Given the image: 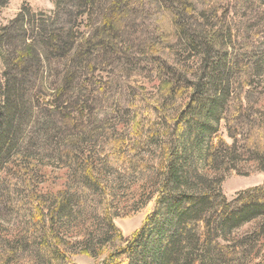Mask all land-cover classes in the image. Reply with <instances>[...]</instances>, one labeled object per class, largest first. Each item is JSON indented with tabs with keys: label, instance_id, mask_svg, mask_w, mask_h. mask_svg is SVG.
Instances as JSON below:
<instances>
[{
	"label": "trees",
	"instance_id": "obj_1",
	"mask_svg": "<svg viewBox=\"0 0 264 264\" xmlns=\"http://www.w3.org/2000/svg\"><path fill=\"white\" fill-rule=\"evenodd\" d=\"M237 1L54 0L52 17L23 5L0 25V174L26 204L18 228L0 224V264H75L73 253L94 264H264V182L231 200L221 189V172L243 162L264 174V51L249 31L258 19L243 14L250 4ZM70 4L82 18L66 29ZM93 11L103 18L88 25ZM58 59L63 84L52 88L45 67ZM115 64L125 83L103 98L99 74ZM34 85L42 99L32 105ZM45 96L46 134L61 132L53 159L70 171L47 192L40 160L20 151ZM108 107L112 124L92 114ZM119 205L151 207L130 236L114 223Z\"/></svg>",
	"mask_w": 264,
	"mask_h": 264
},
{
	"label": "rangeland",
	"instance_id": "obj_2",
	"mask_svg": "<svg viewBox=\"0 0 264 264\" xmlns=\"http://www.w3.org/2000/svg\"><path fill=\"white\" fill-rule=\"evenodd\" d=\"M241 1H247L251 8L246 9V11L243 12L244 15L252 17L254 19H258L257 21L251 23L249 25V31L252 36H255L256 40H252L253 44L259 47V50L262 52L264 51V38H257L258 36L264 34V6L261 5V0H238L237 2L240 4ZM250 1V2H249ZM264 1V0H263ZM264 3V2H263ZM26 5L29 7L32 13H35L37 16L44 15V16H51L54 14V0H10V2L7 4L5 8H3L0 11V25L7 24L11 19L15 17V15L18 13L20 8ZM73 4H70V7L68 6V9L71 11V23L66 25V29L72 26H75L79 24L81 21V16H78V9L75 7H72ZM254 5V6H253ZM104 14V13H103ZM251 14V15H250ZM254 15L256 17H254ZM91 17V18H90ZM61 18L67 19L66 17L62 16ZM89 20L92 19L91 23L89 21L88 25H93L95 22H100L103 18V15L98 13V11H93L90 16H88ZM53 20V19H52ZM85 29V28H80ZM59 63L57 64V61L52 60L50 67H45V69L51 70L49 75L51 76L46 86H49L54 88L58 87L63 84V75L64 72L59 74V72L55 73L54 69H57L59 64L61 65L60 70L62 69V63L64 61L59 60ZM58 65V66H57ZM126 69H124L123 64H115L114 66L111 65V67L107 68L108 73H102L99 74L101 77L99 80L101 81L100 84L104 88H101L102 90L99 92L98 95H101V97L105 98L108 96H116L119 92V86L123 87V83H125V77H126ZM48 70H46L47 72ZM97 74V73H96ZM58 75V76H57ZM46 77V75H45ZM141 80H137L138 82H132L130 83L131 86H133L134 90L137 87L138 91L139 88L142 87L140 84V81H143L142 76L140 78ZM145 80V79H144ZM146 81V80H145ZM262 83V87H264V82L260 79ZM53 82H57L53 84ZM260 85L256 87V90L261 89ZM261 87V88H259ZM30 97L32 100H41V90H38L36 85H34L33 89L31 90ZM42 93H46L48 95V90L44 89L42 90ZM141 91V89H140ZM37 93V94H36ZM36 95V96H34ZM45 104L43 103V111H39L38 108H32L29 109V117L25 121V125L23 126L21 130V141H20V151H25L28 154L32 155V158L37 160H40L38 168H41L44 172H46L47 179H45V182L40 185L41 189L45 192L47 191H56L59 187H61L62 183L64 181H68V175L67 173H70L69 169L60 168L55 163L56 160H54L53 156V150L55 148H52L53 140L60 135V131L58 128L54 129V126L52 127V130L47 135V131L49 127L52 124H48L45 122V116L47 115V112L52 111L54 108L53 103L51 102L52 96H45ZM48 101V103H47ZM262 105H264V95L261 99ZM31 105V106H32ZM105 106L102 107L105 108ZM51 109V110H50ZM97 109V107L95 108ZM45 111V112H44ZM102 112V117H107V121L109 124H112L113 118L116 114L114 111H112L111 107H108L104 110H94L92 114ZM101 115V114H100ZM94 116L92 118V122L94 121ZM89 117V116H88ZM89 118L86 117V121H88ZM91 120V119H90ZM83 121V120H82ZM115 121V120H114ZM91 122V123H92ZM83 123V122H81ZM64 128V127H63ZM62 131H66V129H63ZM71 132L68 131L67 134L69 135ZM219 133L222 134L223 139L227 143H231V140L227 137L226 129L224 127V124L221 122L219 126ZM51 154L52 159L47 158V156ZM48 160V161H47ZM53 163H51V162ZM111 171L113 173L117 172L114 171V168H111ZM118 178L120 180H124L125 182L127 180H135L139 179L138 177L134 178V175H130V172H117ZM221 175L223 176V182L221 185V189L227 200H231L238 192L243 191L248 188H252L258 185L263 184L264 182V174L262 172H259L256 170L255 165L251 161L243 162L242 165H240L239 170H228L221 172ZM71 179V178H70ZM8 178H4V174H0V224H3L4 226L13 229L14 227H19L24 222V214L21 212V210L26 209V204L24 200V196L22 193L21 188H16L14 192L11 194L9 192V189L7 186H9V182L7 183ZM4 182V183H3ZM7 183V186H6ZM128 184V183H127ZM78 205H81L80 201L77 202ZM129 206V204H128ZM117 216L114 218V223L116 226L121 230L124 236H130L133 232H135L141 225L142 220L145 216V214L151 209V207H147L144 210H138V211H132L130 212L122 209V206L119 205L117 207ZM21 223V224H20ZM244 229V228H243ZM72 260L75 264H94V260L88 256L81 255L79 253H73L72 254Z\"/></svg>",
	"mask_w": 264,
	"mask_h": 264
}]
</instances>
